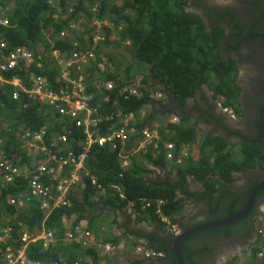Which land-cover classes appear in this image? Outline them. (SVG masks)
<instances>
[{
  "label": "trees",
  "instance_id": "obj_1",
  "mask_svg": "<svg viewBox=\"0 0 264 264\" xmlns=\"http://www.w3.org/2000/svg\"><path fill=\"white\" fill-rule=\"evenodd\" d=\"M70 1L71 3L67 0H0V18L7 19L11 23L8 28H0V38L6 40V46L9 45L10 49L27 46L30 49L38 50L40 44L44 48H49L48 35L53 39L55 48L68 51L72 49L71 43L68 40H60L58 35L64 27H68L69 24L76 21V18L81 19L80 16H83L112 22L117 27L123 28L118 35L119 38L121 41H130L132 56L148 65L151 77L155 82L154 85H162L165 88L164 92L168 95V101L178 102L185 106L188 99L195 98L198 90L201 92V87L207 86L225 99L224 107H231L237 115H242L238 100L242 90L236 81L238 62L229 54L224 56L222 49L225 47L229 52L236 48L240 42H244L243 40L247 37L262 34L264 31L257 27L246 28L243 20L240 23H235L237 16L235 11L228 9L223 14L214 16L211 9L202 4L203 0ZM94 1H98V5H95ZM58 3L60 8L56 6ZM245 3L254 7V15L260 14L264 17L263 0H245ZM70 5L73 7L72 13L68 11ZM194 5L206 10V15L209 16L211 22L210 28L203 15L189 11L188 8ZM217 16L218 18H216ZM227 18L231 19L228 34L222 26V20ZM88 34L93 36L91 32ZM110 34L112 31L105 29L104 36L108 43L106 46L112 50V48H118L120 43H115ZM86 46L87 48L93 47V45ZM99 49L100 44L95 46L94 52L98 54ZM109 58L113 63L116 61V57L112 55ZM33 71L38 75L48 74L49 80L55 85H59L55 79L58 70L35 69ZM131 71V67H127L125 70L118 67L116 74H107L106 78L114 82V88L105 91L106 96L100 95L101 99L92 100L90 105L102 115H113L111 122L104 124L103 130L112 126L113 130L129 127L133 131V136L127 145L128 149L138 148L136 142L139 143L142 140V129H157L160 134V139L155 141L159 147L156 151L157 156L153 158L152 154L145 152L144 157L154 167L163 168L167 164V154H172L174 162L185 147L196 146L198 131L188 120L190 117L181 113H179L182 115L179 124H163L162 120L157 121L160 118L156 114L157 105L149 99V94L144 98L127 97L128 94L121 90L124 85L132 83ZM5 75L8 78L18 75L25 79L27 74L15 71ZM87 82L90 81L87 80ZM144 82L146 83L147 80ZM12 91L11 87L5 90L0 89V152L5 150V159L12 162L16 168L23 169L26 165L36 168L45 163L46 159L41 155L42 152L38 153L29 148L22 136L25 137L27 134L38 131L41 126L39 121L42 118L47 123L53 122V112L47 111V108L44 107L40 116L38 113L41 108L40 104H31L28 108H24L23 102L11 100ZM195 104L198 106L196 98ZM149 106L155 113L141 117L138 113L142 110L147 111ZM210 109L212 108L210 107ZM118 112L120 115H117ZM171 113L173 111H169L168 114ZM126 115H133V117L127 123L121 122ZM153 118L155 121H152ZM103 130L100 132L104 133ZM111 132L108 131V133ZM49 136L51 137L52 134ZM258 139H260V134L255 140ZM168 145L172 147L170 152L167 149ZM263 145L264 142L246 141L243 144H235L221 136L206 137L201 146L198 144V148L195 147V151L198 150V159L195 164L188 160L184 165H176L179 176V181L176 183L169 180L146 179V175L152 171L139 164L134 158L132 165L123 169L120 151L113 152L108 148L94 146L87 158L86 167L97 178L98 184L101 185L104 192L99 193L103 190L98 191L89 180H85L81 184L82 192H80L79 186V192L72 191L70 193L69 198L72 206L57 210L44 222L46 211L42 208V204L49 199L33 197V200L24 208L10 205V199H19L23 192L31 190L27 179L16 178L15 181L8 182L6 176L9 172L0 169V231L7 226L14 228L13 234L11 233L13 238L7 241V245H3L2 249L11 247L16 250L20 246L18 235L25 231L24 228L29 233H38L43 228V222L44 228L53 232L55 243L48 250H42L43 243L31 244L28 248V256L31 260L45 264H90L85 262L87 256L93 264H97L98 249L91 245H85V248L83 241L80 240H74V242L64 240L66 228L62 221L76 216L74 225H78L86 218L87 213L92 212L101 204L105 206L104 208L112 210H123L129 206L137 213L158 219L156 211L160 201L165 202L161 207L162 212L171 218L174 214L184 211L185 200L194 199L195 203L206 204L211 216L209 220L225 219L230 214L240 212L247 205L250 193L260 183L250 180L251 186L245 190L242 196L239 194L233 196L227 186V183L234 181L233 172H240L244 179H248L247 173L257 165H262L264 168ZM39 146L48 147V144L47 142L41 143ZM237 146L241 147L240 156L244 158L241 164L229 151L230 148ZM36 155H40L42 158ZM184 158H188V156H184L182 161ZM188 175L194 176L198 181H203L205 191L200 194L191 192L187 183ZM214 177H218V179ZM221 180L229 182L222 183ZM121 191L124 193V198L120 197ZM95 196L100 197L98 202L92 200ZM149 202L151 208H146ZM250 220L251 216L236 224L203 231L181 241L180 251L185 263L194 262L199 254L206 251L207 248H197L198 241L204 236L212 237L241 232L242 227L246 226ZM20 223H22V227H20ZM253 224L254 221L251 220V226ZM172 243L173 240L164 246H159L156 250L166 254V261L177 264L171 249ZM261 251L260 245L252 250L253 253ZM2 260L3 258L0 256V262Z\"/></svg>",
  "mask_w": 264,
  "mask_h": 264
},
{
  "label": "built area",
  "instance_id": "obj_2",
  "mask_svg": "<svg viewBox=\"0 0 264 264\" xmlns=\"http://www.w3.org/2000/svg\"><path fill=\"white\" fill-rule=\"evenodd\" d=\"M98 29L107 27L110 29L115 28L112 23L99 24ZM10 22L7 19L0 18V28L9 27ZM80 28L77 25H71L68 29L65 28L60 32L59 37L66 40L69 39L74 45L75 50L69 55L65 54V60L61 61L64 66L62 74L56 80L59 84L60 80L62 84L60 87H53L52 83L43 76L32 78L31 90L27 91L29 98H38L42 108H47V111H51L55 114L61 115L65 119L72 120L77 127L84 132V143L82 146V152L75 154L74 152H68L66 157H58L53 153L51 149H58L56 143H52L50 147L32 146L37 152H42L45 163L40 164L38 167L25 166L23 170L16 168L13 164L5 159L4 151L0 152V169H5L9 172L6 176L8 182L15 181L16 178L28 180V186L30 192H23L22 198L10 199V205L23 206L24 202H31L33 197L42 199L47 197L49 201L43 203V209L49 214L54 209L61 207H69L71 200L69 198L70 192L73 188L81 183L84 178H90V173L86 169V161L88 154L94 146L102 148H108L112 151H120V158L124 160L126 166L129 165L128 156L126 155V147L129 140L133 136V131L128 127L113 130L112 126H108L103 130L104 124H109L113 115H102L99 111L91 107L90 103L95 98H100V95L107 90L114 88L113 83L99 82L90 73L89 70L93 67L94 62H98V56L94 52L97 43L105 41L104 35L96 33L92 42L93 47L87 48L82 46L77 39ZM47 35V34H46ZM48 41L51 45L54 43L47 35ZM89 46V45H88ZM7 48L6 44L0 43V69L7 70L13 69L18 66L19 62H27L29 64L34 62L35 53L28 51L24 48H17L8 54L4 51ZM55 55L57 51H54ZM58 53V52H57ZM39 58V57H38ZM101 62L98 63L101 69H104V65L108 64L104 55L100 56ZM36 61V59H35ZM26 63V64H27ZM89 80L90 82H87ZM91 89V90H90ZM130 96L140 97V93L136 89H129L125 91ZM124 93V92H123ZM106 96V95H105ZM158 98H162L161 94L157 95ZM152 98H155L152 96ZM14 100H19L20 95L14 93ZM119 115V114H117ZM145 116V113L142 114ZM130 116L123 118L121 122L127 123L130 120ZM178 119L174 118L173 122H177ZM100 130L105 131L101 133ZM108 131H112L108 133ZM27 136H30L28 134ZM142 140L138 143V151L145 152L151 146L154 149H159L155 141L160 136L157 130H151L150 128H144L141 131ZM67 137L62 136L61 142L66 143ZM43 141V135L33 138L32 144L40 143ZM171 149L172 147L169 146ZM59 152H63L61 149ZM66 152V151H65ZM169 159H173L172 154H167ZM92 183L96 185V180L92 179ZM121 198L124 195L121 194ZM24 199V201H22ZM163 202H159L156 213L160 216L162 222L173 233L174 236L180 234V228L170 217L163 214L161 207ZM145 208V207H144ZM146 208H151V203H147ZM13 232L12 226L3 227L0 231V253L1 247L7 241L13 238L11 233ZM91 233L88 231L83 222L75 225L74 229L68 233L65 237L66 242H74V240L83 241L84 245H88L91 241ZM21 247L16 250L7 249V252L3 255L4 264H45L40 261L31 260L28 256V248L31 244H35L38 241H43V249L48 250L55 243V237L52 231L44 230L41 237L24 235L21 239ZM113 246L107 245L106 252H110ZM14 251V252H12ZM137 253L145 258H157L162 257L163 253L146 250L144 247H137ZM59 264V263H55Z\"/></svg>",
  "mask_w": 264,
  "mask_h": 264
},
{
  "label": "flooded vegetation",
  "instance_id": "obj_3",
  "mask_svg": "<svg viewBox=\"0 0 264 264\" xmlns=\"http://www.w3.org/2000/svg\"><path fill=\"white\" fill-rule=\"evenodd\" d=\"M220 1H226V3L219 4L218 0H203L202 4L210 8L214 16H216V14H223L226 10L231 9L237 13L235 23H240V21L243 20L246 24V28L257 27L264 30V17L260 16V14L252 15L254 7L245 3V0ZM192 8L195 12L203 15V18L207 22V26H211L209 16L206 15V10L203 7H196L194 5ZM216 18H218V16ZM230 21V18L222 20V26L226 29L227 34L230 30ZM243 41L244 42H240L236 48L229 52L226 51L225 47L223 48V55L229 54L238 62L237 74H239L240 80H238V76L236 81L242 89V94H240L239 97L244 110V115L242 117H237L230 112L224 115L223 111L219 108L215 109L216 103H214V108L210 109L216 97V93L210 88L204 89L206 86L201 87L203 100L200 98L198 99V106L195 104V98L199 90L196 92L195 98L187 100L185 106L174 101H166L164 102V106L166 108H169L167 105L173 108L177 107V112L189 116L190 119L193 118L197 122L199 129L207 128L209 131H213V134H217L218 132L222 133L229 139L232 137L231 140L235 143L243 144L246 141L263 143L264 112L263 124L261 116L262 110L264 109V33L252 35V37H247V39ZM193 124L195 126V123ZM259 134L260 139L255 140ZM247 178L248 179L242 180L243 185L240 186L242 191L247 190L251 186L250 180L259 181L260 183L264 182L263 167L250 171ZM237 187L238 186H234V188ZM189 189L191 191L190 187ZM249 216H251V220L254 221L253 225L257 223V219H259V223L264 225V189L257 196L253 210ZM249 216L245 219L249 218ZM251 220L246 226L242 227V231L239 233H234L231 236L220 234L209 237L207 245L211 251L208 254H201L203 256L198 257L199 264H215V260L221 263L224 259V256H222L223 254L229 253L231 250L236 249V247L245 246L243 249L246 250L251 244L257 242L258 237L262 233L259 234L256 228L251 226ZM252 259L253 260L248 263L246 259H244V264H264V249L261 252L252 253ZM189 264H195V262H189Z\"/></svg>",
  "mask_w": 264,
  "mask_h": 264
},
{
  "label": "clouds",
  "instance_id": "obj_4",
  "mask_svg": "<svg viewBox=\"0 0 264 264\" xmlns=\"http://www.w3.org/2000/svg\"><path fill=\"white\" fill-rule=\"evenodd\" d=\"M61 1V0H60ZM67 1H69L70 3H71V1L70 0H67ZM73 1V0H72ZM60 4L58 3V4H56V6H58L59 8H60V6H59ZM72 9H73V7H72V5H70L69 6V8H68V11L70 12V13H72L73 11H72ZM252 15H254V14H252ZM81 17V19L79 18H76V21H74L72 24H69L68 25V27H64L63 28V30L65 29V28H69L71 25H77L79 28H80V32H78V35H77V37L79 38V39H77V41L82 45V46H86V45H92V42H93V40H94V37H95V35H96V33H98L99 35L101 34V35H104V32H105V29H109L110 31H112V34H110V36H111V39L113 40V41H115V43H120V45L121 44H125V45H127V52H130L129 53V56H128V59H130V60H136V59H134V56H132V54H131V47H130V41H121V39L119 38V36L118 35H120V32L123 30V28L120 26V27H117L116 26V24L115 23H112V22H108V21H99V20H95V19H91V18H86V17H83V16H80ZM58 21L60 20V19H57ZM9 21V20H8ZM96 23H99V24H104V23H112L113 25H114V27L115 28H113V29H110V28H107V27H102V29H98V25L96 24ZM82 25H83V28H82ZM10 26H11V23H10ZM9 26V27H10ZM6 28H8V27H6ZM226 30V29H225ZM264 31V30H263ZM89 32H91L92 34H93V36L92 35H90V34H88ZM229 32H230V30H229ZM226 33H227V31H226ZM59 35H60V33H59ZM59 35H58V38L60 39V40H64V39H62V38H60L59 37ZM258 35V34H257ZM51 38V37H50ZM66 40H68L70 43H71V45H72V49H70V50H68V51H64V50H61V49H59V48H55V44H53V45H51L50 44V42L47 40V44L49 45V48L47 49L46 47L44 48V46H42V44H40L38 47H40L38 50H36V49H30L29 47H27V46H18V47H15V48H12V49H10V47H9V45L7 46V48L5 49V53L6 54H8L9 52H11V51H13V50H15V49H17V48H24V49H26V50H28V51H31V52H34L35 53V56H34V62L33 63H31V64H29V63H27V62H19V64H18V66L17 67H15V68H13V69H7V70H1L0 69V89H7V88H9V87H11L12 88V95L10 96V98H11V100L12 101H21V102H23L24 104H23V106H24V108H28V106H30L31 104H40L39 102H38V98H36V97H34L33 99L32 98H29L28 97V94L26 93L27 91H30L31 90V85H32V78H34V77H38V76H43V77H46L48 80H49V78L47 77V75H44V74H40V75H38V74H35V72L33 71V70H35V69H43L44 71H51V70H53V69H56V70H58V72H57V74L55 75V79L57 80L59 77H60V75L62 74V70H64V66L61 64V61L62 60H65L66 58H64L65 57V54L67 53V54H71L72 52H73V50H75V48H74V45L72 44V42L69 40V39H66ZM51 41L54 43V41H53V39L51 38ZM5 43L6 45H7V42H6V40H3V39H1L0 38V43ZM98 44H100V49H99V52H98V54H97V56H98V62H94L93 63V67L89 70V73L97 80V81H99V82H104V83H108V82H111V83H114L113 81H109L107 78H106V75L107 74H116L117 73V67H115L114 65H115V62L113 63L111 60H110V55H111V52H112V50L110 49V48H108L107 46H106V44H108L107 42H106V37H105V41H103V42H98L97 43V45ZM102 46V47H101ZM104 47H105V49H106V52H105V50H104ZM120 47V46H119ZM113 49V48H112ZM223 50V49H222ZM54 51H57L56 52V55L54 54L55 52ZM101 55H104L105 57L106 56H108V57H106V59H107V63L108 64H105L104 65V69H101L100 67H99V64L98 63H100L101 62V59H100V56ZM225 56V55H224ZM39 57V58H38ZM227 57V56H226ZM232 57V56H231ZM127 58V57H126ZM234 58V57H233ZM35 59H36V61H35ZM3 62V61H2ZM2 62H0V64H2ZM27 63V64H26ZM264 64V63H263ZM15 71H20V72H26V77H25V79L24 78H22V77H20V76H18V75H14L12 78H8V76H6L5 74L6 73H13V72H15ZM121 77H122V75H120ZM238 76H239V74L236 76V79L238 78ZM135 77V76H134ZM145 80H147V82L145 83L144 81ZM144 81H143V83L144 84H147L148 83V78H146ZM50 81V80H49ZM51 82V81H50ZM52 83V85H53V87H60V85L62 84V81L60 80V82H59V85H55L53 82H51ZM155 84V83H154ZM153 84V86L152 87H147V88H143L142 86H140L139 84H137V83H135V82H132L131 84H128V85H124L123 86V90H121V91H127V90H129V89H136V90H138V92L140 93V97L141 98H144L145 96H147V94H149V99L152 101V103H154V104H156L157 105V107L158 106H160V102H161V105H162V107H164V102H166V101H168V95L164 92V90H165V88H163V86L162 85H159V86H155ZM158 88L159 90H160V92L159 91H154V89L155 88ZM209 88V87H208ZM242 90V89H241ZM14 93H18L19 95H20V99L19 100H14L13 99V95H14ZM157 93H159V94H161L163 97L162 98H158L157 97ZM158 94V95H159ZM241 94H242V91H241ZM106 94H104V96H105ZM152 96H154L155 98H152ZM130 97H136V96H130ZM140 97H138V98H140ZM171 97H172V95H171ZM202 97H203V95H201V99H202ZM240 97V96H239ZM199 98H200V96H199ZM212 98V97H211ZM196 99H197V97H196ZM203 100V99H202ZM238 100H239V103H240V99L238 98ZM214 103H216V108L215 109H217V108H219L221 111H223V113H224V115H225V113H228V112H230V113H233L234 115H236L237 117H242L243 115H244V110H243V108H242V105H241V103H240V110L242 111V115H237V113H236V111L233 109V108H231V107H229V108H227V107H224V103H225V99L222 97V96H220V95H217L216 94V97H215V99H214V101H213V104H212V106H211V108H214ZM149 109H150V111L152 110L151 109V106H149V107H147V111L146 110H142V111H140L138 114H140V116L141 117H146V115L147 114H149L150 113V111H149ZM43 111H44V108H40L39 110H38V113H39V115L41 116L42 115V113H43ZM158 111H161V110H158ZM152 112V111H151ZM154 113H155V111H153ZM143 113H145V116H143L142 114ZM157 113V112H156ZM118 114L120 115V113L118 112ZM170 115H173V114H169V115H167V117H169V122H167V123H165V124H168V123H174V124H179V123H181V117H182V115L181 114H174V116L172 117V119L170 118ZM181 115V116H180ZM126 116H130V117H133V115H126ZM53 118H54V121L53 122H50V123H47L46 121H44L43 120V118L42 119H40V121H39V124H41V126H40V129L38 130V131H36L35 133H33V134H30V136H27V135H25V137H23L22 136V139L24 140V142H26V145L29 147V148H31V149H34L35 150V148L34 147H32V146H39V144H41V143H46L47 142V144H48V147H50V145L52 144V143H56L57 144V146H58V149H51L52 151H53V153L55 154V155H57L58 157H66L67 156V154H68V152H70V151H72V152H74L75 154H78V153H80V152H82V146H83V143H84V139H85V136H84V132L82 131V129H80L79 127H77L76 125H75V123L72 121V120H69V119H65V118H63L61 115H58V114H55V113H53ZM174 118H177L178 119V121L177 122H173V120H174ZM154 119V118H153ZM189 121H190V123L192 124V125H194L193 123H195V128L197 129V133H199V131H201V133L202 134H204L203 135V137H204V140L206 139V137H216V136H221V137H223V138H225V139H227L228 141H232L231 139H232V137L229 139L227 136H225L224 134H222V133H217V134H213L212 132L213 131H209L207 128L205 129H199L198 128V126H197V122L192 118V119H188ZM255 121H256V118H255ZM210 123V122H209ZM263 128H264V125H263ZM157 130V129H156ZM158 131V130H157ZM207 131H209L208 133H207ZM50 134H52V136L50 137L49 135ZM40 135H43V141L42 142H40V143H36L35 145H33L32 144V141H33V138H35L36 136H40ZM62 136H66L67 137V142L66 143H62L61 142V137ZM159 136H160V134H159ZM160 139V138H159ZM158 139V140H159ZM204 140L201 142V143H199V142H197V143H199L200 144V146H201V144L204 142ZM233 142V141H232ZM252 142V141H251ZM196 143V144H197ZM245 143V142H244ZM236 144V143H235ZM240 144V143H239ZM169 146L170 145H168L167 146V149H169V151L168 152H170V148H169ZM40 147V146H39ZM152 147V146H151ZM150 147V148H151ZM59 149H61L63 152H59L58 150ZM152 149V148H151ZM158 149H155L154 151L156 152ZM232 150V149H231ZM2 151H4V156H5V150H2ZM36 151V150H35ZM66 151V152H65ZM112 151V150H111ZM148 150H146L145 152H147ZM208 151V150H207ZM114 152V151H113ZM140 152H143V151H140ZM144 152V153H145ZM231 152V151H230ZM37 153V152H36ZM38 153H41L40 151L38 152ZM157 153V152H156ZM89 154H90V152H89ZM89 154H88V156H89ZM41 155H42V153H41ZM37 157H39V158H42L40 155H36ZM43 156V155H42ZM44 157V156H43ZM46 159V158H45ZM167 159L168 160H173V159H169L168 157H167ZM120 160H121V166H122V168L123 169H127L129 166H131L130 165V163H129V165L128 166H126L123 162H124V160L123 159H121L120 158ZM167 160V161H168ZM183 159H181V158H179V157H176V160L174 161V162H176L178 165H181V164H183V161H182ZM46 161V160H45ZM12 163V162H11ZM27 166H29V165H27ZM31 166V165H30ZM85 166H87V164L85 165ZM23 169H24V167H23ZM23 169H21V170H23ZM86 169L89 171V173H90V178H84L83 179V181L81 182V183H79L78 185H76L74 188H73V190L72 191H74L75 190V188L76 187H79V186H81V184L82 183H84V181L85 180H89L90 181V183H91V185L93 186V187H96L97 188V190L99 191V190H103V188L101 189V185L100 184H98V180H97V178L95 177V176H93L92 175V173H91V171L86 167ZM250 172V171H249ZM249 172L247 173V174H249ZM234 173H236V174H241L240 172H234ZM242 175V174H241ZM215 179H218V177H214ZM92 179H95L96 180V185H94L93 183H92ZM233 179H234V181H233V183H227V182H229V181H227V182H224L223 180H221V182L222 183H227L228 185V187L230 188V190H231V194L233 195V196H237L238 194H239V196H242L243 194H244V192L245 191H242L241 189H240V186L241 185H243V182H242V180L244 179V178H242V180L240 181V182H238V183H236L237 182V180L233 177ZM242 182V183H241ZM234 186H238L237 188H234ZM72 191L70 192V193H72ZM104 192V190L102 191V192H99V193H103ZM98 193V194H99ZM121 194H123L124 195V193L121 191L120 192V197H121ZM251 194V193H250ZM217 195H218V193H217ZM179 196H181V195H179ZM22 198V197H21ZM21 198H19V199H21ZM37 198V197H36ZM179 198H181V197H179ZM19 199H17V200H19ZM37 199H39V198H37ZM248 202V201H247ZM30 203V202H29ZM44 203V202H43ZM26 205H28V203L26 202L23 206H20V205H14V207H16V208H24ZM43 205V204H42ZM72 206V204L69 206V207H67V208H70ZM64 208V206L63 207H61V208H59V209H54L53 211H52V213H48L47 211H46V213H44V219H43V222L44 221H47L49 218H50V216L54 213V212H56L57 210H60V209H63ZM245 208V207H244ZM243 208V209H244ZM242 209V210H243ZM241 210V211H242ZM164 214V213H163ZM236 214V213H235ZM165 215V214H164ZM230 215H232V214H230ZM229 215V216H230ZM211 217V216H210ZM74 219V220H76L77 219V217L76 216H74V217H71L70 219ZM171 219H172V217H171ZM226 219V218H225ZM160 220H161V218H160ZM173 220V219H172ZM223 220V219H222ZM244 220V219H243ZM8 221V223H9V220H7ZM162 221V220H161ZM175 223H177L175 220H173ZM209 221H215V220H209ZM208 221V222H209ZM220 221V220H219ZM242 221V220H241ZM43 222H42V227L44 228V226H43ZM75 222V221H74ZM81 222H83L84 223V225H85V227H86V229L88 230V228H87V226H86V224H85V221L83 220V221H81ZM80 222V223H81ZM63 223V222H62ZM207 223V222H206ZM238 223V222H237ZM178 224V223H177ZM234 224H236V223H234ZM75 225H77V224H75ZM75 225H74V223H72V225H71V227L70 228H66V232H65V237H66V235L68 234V233H70L73 229H74V227H75ZM232 225V224H231ZM23 225H22V223H20V227H22ZM178 226H179V224H178ZM8 227V226H7ZM253 227H255L256 228V230L259 232V234H261L259 237H258V240H257V242H255V243H253V244H251L250 246H249V250L250 251H252L253 249H255L258 245H260V247H262V250L264 249V237H263V233H264V225L263 224H261V223H259V219H257V223L255 224V225H253ZM180 228V227H179ZM24 232L22 233V234H19L18 236H19V242H20V246L19 247H21V241H20V239L24 236V235H29V236H40V235H31V233H29L28 231H26V228H24ZM44 230H47V231H51V230H48V229H46V228H44ZM43 230V231H44ZM13 231H14V228H13ZM88 231H90V230H88ZM90 233H91V231H90ZM236 233H239V232H236ZM13 234V233H12ZM180 234H181V231H180ZM234 233H232V234H230V235H228V236H231V235H233ZM91 235H92V233H91ZM174 236V235H173ZM178 236V235H177ZM174 237H176V236H174ZM65 240V239H64ZM91 240H92V236H91ZM39 242V241H38ZM37 242V243H38ZM3 245H6V243L5 244H3ZM3 245H2V247H1V250H2V252L0 253V256H2V258H3V255L7 252V249H11V250H13L11 247H7L5 250H3L2 248H3ZM85 246V245H84ZM107 246V245H106ZM106 246H105V250H106ZM53 247V246H52ZM137 247H144L146 250H149V251H154V250H151V249H149V248H147L146 246H143V245H141V244H138L137 246H136V250H137ZM51 248V247H50ZM49 248V249H50ZM42 250H44V249H42ZM113 250V249H112ZM111 250V251H112ZM135 250V251H136ZM110 251V252H111ZM154 252H159V253H163V252H161V251H154ZM136 253H137V251H136ZM253 253V252H252ZM138 254V253H137ZM138 255H140V254H138ZM142 258H144L142 255H140ZM166 257V255H165V253H163V256L162 257H157V258H154V257H151V258H145V259H162V258H165ZM185 262V261H184ZM43 263V262H42ZM186 264V263H185Z\"/></svg>",
  "mask_w": 264,
  "mask_h": 264
},
{
  "label": "crops",
  "instance_id": "obj_5",
  "mask_svg": "<svg viewBox=\"0 0 264 264\" xmlns=\"http://www.w3.org/2000/svg\"><path fill=\"white\" fill-rule=\"evenodd\" d=\"M146 78L149 79V82L144 84L143 81ZM132 82L139 84L143 88H150L155 83L151 75L142 74H137L135 77L133 76ZM163 104L165 105V103ZM167 106L169 108H166L165 106L162 107V105L156 107V114L160 117L162 115L165 116V120H162L163 124L169 122V120L166 122L169 111H173V113H171L173 115H170L171 119L174 114H179L177 112V107L173 108L172 106L170 107V105ZM197 142L201 143L199 133ZM136 145H138V142H136ZM195 147L198 148L197 146L185 147L183 152L177 155V157L181 159H183L184 156H188V158H184L182 165H184L188 160L194 164L196 163V160L198 159V150L195 151ZM151 148H149L150 150L148 149L147 153L152 154V157L155 158L157 156L154 151L155 149L154 147ZM126 155L128 156L130 165H132L135 159L139 164H142L145 168L152 171L150 174L146 175V179L151 178L154 181L169 180L173 183L179 181L178 168L176 169V165L178 164L173 162V160H168L167 164L163 168H157L145 159L144 156L146 154H144V152H139L137 147L135 149H128L127 146ZM187 183L192 192L202 193L205 191L204 182L198 181L192 175L187 176ZM74 191L79 192L78 187H76ZM80 192H82L81 186ZM99 198L100 197L95 196L92 200L94 202H98ZM184 203L186 205L184 211L172 216V219L179 224L181 232L187 228H194L208 222L210 213L205 203H195L194 199L185 200ZM100 206L92 212L87 213L86 218L84 219L87 228L89 229L90 227V231L92 233V240L89 241L88 245L98 249L99 259L97 264H171L170 261H166V257L162 259L149 260L145 259V257L142 258L135 251L138 244L146 246L151 250L159 251L156 250V248L161 245L164 246L174 240L175 237L173 236V233L160 220V216L158 219H154L150 215L133 211L129 206L123 210L104 208L105 206H103V204ZM74 221L75 220L73 218H68L64 219L62 222L65 228H70ZM43 230L44 228H41L38 233H30L31 235H40L38 237H41ZM208 238L209 237L204 236L198 241L197 248H207L205 249L206 251L201 254H208L211 251L207 245ZM38 243H40V241ZM106 245L113 246V250L111 252H106ZM172 245L173 243L171 244V249ZM84 247L86 248V246ZM243 247L245 248V246ZM243 247H236V249L231 250L229 253L223 254L222 256H224V259L221 263L215 260V264H244V259H246V257L242 255L245 251ZM201 254L195 258V264H199L198 257L203 256ZM85 262L93 264L91 259L87 256ZM0 264H4V260H2ZM187 264H189V262Z\"/></svg>",
  "mask_w": 264,
  "mask_h": 264
},
{
  "label": "rangeland",
  "instance_id": "obj_6",
  "mask_svg": "<svg viewBox=\"0 0 264 264\" xmlns=\"http://www.w3.org/2000/svg\"><path fill=\"white\" fill-rule=\"evenodd\" d=\"M218 2H219V4H221V3H226V1H224V2H221L220 0H218ZM94 3H95V5H98V1H94ZM223 5V4H222ZM189 9V11H191V12H195L194 10H193V8L192 7H189L188 8ZM197 13V12H196ZM199 14V13H198ZM226 26H227V24H226ZM209 28H210V26H208ZM102 47V46H101ZM127 45H125V44H121L120 45V47H118V48H113L112 49V52H111V55L112 56H114V57H116V61H115V67H120V68H122L123 70H125V69H127V67H131L132 68V71H131V74L133 75V76H136L137 74H142V75H151V73H150V70H149V67H148V65L146 64V63H144V62H141V61H139V60H130V59H128V56H129V53L130 52H127ZM104 50H105V52H106V49H105V47H104ZM127 57V58H126ZM123 76V75H122ZM238 80H240V76H239V79ZM148 82H149V79H148ZM167 86V85H166ZM204 89H208V87L206 86V87H204ZM154 91H159L160 92V90L156 87L155 89H154ZM159 93H157L156 95H158ZM200 94V95H199ZM199 96H200V99H201V92H199L198 94H197V101H198V99H199ZM199 106H201V105H199ZM149 111H150V109H149ZM152 111V110H151ZM150 111V113L149 114H153V111L151 112ZM165 116H161L160 117V119L158 118L157 119V121H160V120H165V118H164ZM169 120V117H167L166 118V122ZM152 121H155V119H152ZM184 124H185V122H184ZM209 131H207V133H208ZM203 135L204 134H202L201 133V131H199V136L201 137V142L204 140V137H203ZM199 143H197L196 144V146L198 145ZM232 149V150H231ZM207 151V150H206ZM229 151H231V153L232 154H234V157H235V160H237V161H239V164H241L242 162H243V157L242 156H240V151H241V147L239 148V146H237V147H233V148H230L229 149ZM260 166H262V165H257L256 166V168H254V169H257V168H260ZM263 167V166H262ZM254 169H252V170H254ZM252 170H250V171H252ZM263 170H264V168H263ZM233 176L232 177H234L236 180H237V182L236 183H238V182H240L241 180H242V178H244L241 174H236V173H234L233 172V174H232ZM7 223H8V221H7ZM43 243V241H40V244H42ZM6 245H7V242H6ZM244 257H246V262H248V261H252L253 259H252V253H251V251L249 250V249H247V250H245L244 252H243V254H242Z\"/></svg>",
  "mask_w": 264,
  "mask_h": 264
},
{
  "label": "water",
  "instance_id": "obj_7",
  "mask_svg": "<svg viewBox=\"0 0 264 264\" xmlns=\"http://www.w3.org/2000/svg\"><path fill=\"white\" fill-rule=\"evenodd\" d=\"M263 112L264 109L262 110V124H263ZM264 132V131H263ZM264 189V182L258 184L254 190L251 192L248 198L247 205L245 208L236 213L228 216L226 219L220 220V221H209L207 223L198 225L194 228H187L181 232L178 236H176L173 240V245H172V251L174 253L175 259L177 261V264H185L184 259L182 257L181 251H180V243L181 241L198 234L202 231H207V230H215L218 228H222L234 223H237L246 217L249 216L251 211L253 210L254 204L256 202V198L259 195V193Z\"/></svg>",
  "mask_w": 264,
  "mask_h": 264
}]
</instances>
